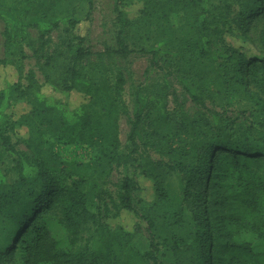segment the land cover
Listing matches in <instances>:
<instances>
[{
    "label": "trees",
    "instance_id": "obj_1",
    "mask_svg": "<svg viewBox=\"0 0 264 264\" xmlns=\"http://www.w3.org/2000/svg\"><path fill=\"white\" fill-rule=\"evenodd\" d=\"M77 1L20 0L17 9L0 3V21L5 26L0 72L12 67L22 75L18 56L32 31L38 33L43 44L55 31H61L58 47L45 63L44 86L35 73L26 86L19 81L0 80V163L7 155L12 156L18 175L14 183H8L0 169V216L20 231L12 251L16 253L21 246L24 264H163L159 248L166 245L172 246L178 264H264V252L256 251L243 238L244 233H253L264 241V149L253 147L247 139L225 141L221 134L215 137L216 142L209 143L202 137L201 125L186 108L189 100L206 109L198 84L190 81L193 70H198L197 63L236 61L237 74L246 73L249 62L255 68H259V62L264 63V55L253 45L247 46L244 40L251 21L257 15L264 17V0H237L235 26L226 17L222 21L223 15L216 21L211 11L200 9L202 0L160 1L157 9L149 3L136 16L129 10L130 0H113L115 48L97 53L84 46L86 38L79 31L90 18L74 17ZM83 1L89 9L94 5V0ZM231 9L233 6L228 5L227 10ZM178 11L186 18L183 32L160 23ZM148 25L153 29L144 31L142 39L138 30ZM236 29L241 41L233 37ZM135 53L149 55L150 65L145 82L133 91L130 144L120 151L118 123L125 107L119 93L126 77L118 61ZM166 55L171 56L170 62ZM186 58L188 67L182 63ZM170 92L188 145L180 153L168 147L166 151L181 172L185 171L186 175L181 177L184 200L191 190L195 191L193 217L200 228L197 251L183 241L174 240L170 245V240L157 234L148 210L139 215L134 193H142L144 189L131 177H125L120 185V203L114 215L100 211L91 214L83 206L82 196L77 197L76 191L61 185L56 175L61 160L51 147H43V139L37 138L48 134L70 145L88 147L107 143L113 148L104 152L103 164L109 171L103 170L102 178L115 166L138 163L141 176L152 183L157 200L168 201L169 172L162 161L140 151L138 141L143 138V127L153 113H157L160 123L168 120L165 98ZM74 94L80 95L82 101L74 103ZM20 102L26 103L29 111L15 120L11 111ZM22 125L39 133L36 137L33 131L29 132L26 145L31 153L17 149L7 134L8 126ZM159 134H155V147L162 149L169 137ZM185 158L189 163L194 158L200 160L197 167L189 168L182 164ZM201 181L205 182L204 192L200 191ZM83 183L90 186V180ZM140 202L147 201L141 196ZM183 202L178 199V209ZM55 206H62L67 227L74 234L88 219L95 222L90 248L78 254L62 249L51 231L37 223L39 215ZM122 213L130 214L136 221L129 228L112 227L109 221L120 218ZM144 231L150 233L151 250L141 252L134 243ZM6 256L0 250V264H7Z\"/></svg>",
    "mask_w": 264,
    "mask_h": 264
},
{
    "label": "rangeland",
    "instance_id": "obj_2",
    "mask_svg": "<svg viewBox=\"0 0 264 264\" xmlns=\"http://www.w3.org/2000/svg\"><path fill=\"white\" fill-rule=\"evenodd\" d=\"M160 1L168 0H130L128 1L129 10L132 16H136L149 3L160 6ZM0 3L12 7L20 8V0H0ZM73 9V15L76 18H90V21L83 24L80 28L86 40L85 48L93 53L102 52L105 49L115 48L116 20L113 7V0H94V5L89 9L88 4L83 0L76 2ZM233 6V9L227 10V6ZM237 0H202L200 9H208L216 21L223 15L235 26L238 10ZM162 24L173 26L178 32H183L186 24L185 14L178 11L169 17L161 20ZM153 29L151 25L139 29L138 33L142 36L144 31ZM233 37L242 40L237 29ZM61 31H55L50 38L43 44L39 41L36 31H32L29 38L22 43L23 51L19 54V66L21 74L19 75L15 68L4 69L0 72V80L9 82H21L27 85L32 73L36 74V79L41 85H45L44 75L47 71L45 63L50 55H53L59 44ZM137 36V34H136ZM264 17L257 15L247 27L246 40L247 46L253 45L258 53L264 55ZM143 41V40H141ZM229 41L233 44L232 38ZM5 45V26L0 21V58L4 57ZM170 62L171 56H164ZM187 61L182 63L188 67ZM120 69L126 77V84L122 86L119 93V100L125 107V112L120 115L118 123V148L120 151L129 147V135L131 131V119H133V91L145 82V72L150 65V56L143 53H135L127 60L118 61ZM259 68L248 64V70L244 74H237L236 61L229 62L220 59L217 63L213 61H204L196 64L198 70H193L190 77L191 82L198 84L199 93L205 101L206 109L196 106L191 101L186 102V108L195 121L201 125L203 131L202 137L207 138L209 143L216 142V136L221 134L225 141H236L238 139L247 141L253 147L264 149V63L259 62ZM165 65V63H163ZM46 87V86H45ZM48 89V88H47ZM179 89V87H178ZM180 93V92H179ZM74 103L82 101L80 95L72 96ZM181 101L182 98H181ZM167 102L168 120L160 123L157 113L149 117L143 127V138L138 141L140 151L151 156L156 161H162L163 167L168 170L169 187L168 201L157 200L153 190L152 183L146 180L140 174L138 163L128 167H113L108 176H103V170L109 171V168L103 164L104 152L113 147L104 143L102 147L82 146L79 144H67L64 141L55 140L44 134L43 137H37L38 132L28 126H10L7 127V134L17 149L31 153L27 148V138L29 132L33 131L39 141L43 139V147L52 148V152L60 160L62 165L56 175L60 178L63 187H70L76 191L77 197L85 209L91 214L97 215L99 211L103 214H115L116 207L120 203L121 189L120 185L125 177H131L138 181L143 187L142 193H134V203L139 215L143 210H148L149 216L154 221L157 234L162 238L170 240V245L175 241H183L191 246L192 249H198V227L193 217V205L195 200V191L191 190L187 200H184V193L181 185V177L185 171L181 169L176 162L167 154V147L180 153L188 145L187 135L180 127V114L172 92L165 98ZM29 111L28 105L24 102L15 104L12 108V117L16 120L21 115ZM216 115H219L216 116ZM13 119V120H14ZM224 132H220L219 129ZM31 130V131H30ZM163 134L169 137L165 141V147L157 149L155 147V134ZM159 134V135H160ZM208 159V157H207ZM200 158H194L191 163L187 158L183 159L182 164L187 167H197ZM73 164V166L71 165ZM1 171L7 176L8 183H14L18 179L15 169L14 158L7 155L0 163ZM183 179V178H182ZM90 186L83 181H89ZM184 183H187L184 180ZM205 182L201 181L200 191L204 192ZM83 188V191L80 189ZM142 198L147 201L146 204L140 202ZM183 200V207L177 208L178 199ZM66 212L62 206H55L51 210L45 211L39 215L40 225L47 227L51 233L58 239L60 248L78 254L87 248H90L92 237L95 232V222L88 219L84 222L77 234L71 232L67 227L68 223L65 217ZM136 219L130 214L122 213L120 218L110 220L112 227L129 228ZM20 231L8 220L0 216V250L6 253L7 264H24L23 251L21 246L16 253L12 251L17 243V237ZM31 235L26 238L29 240ZM243 238L251 242L256 251L264 252V241L259 240L256 234L244 233ZM150 233L144 231L142 235L136 238L134 246L141 252L151 250ZM172 246L160 245V256L163 264H178V258L171 251Z\"/></svg>",
    "mask_w": 264,
    "mask_h": 264
}]
</instances>
